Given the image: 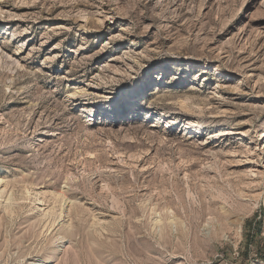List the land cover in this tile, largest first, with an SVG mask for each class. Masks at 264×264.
I'll list each match as a JSON object with an SVG mask.
<instances>
[{"label": "rangeland", "instance_id": "obj_1", "mask_svg": "<svg viewBox=\"0 0 264 264\" xmlns=\"http://www.w3.org/2000/svg\"><path fill=\"white\" fill-rule=\"evenodd\" d=\"M0 178V264H264V0H0Z\"/></svg>", "mask_w": 264, "mask_h": 264}, {"label": "bare ground", "instance_id": "obj_2", "mask_svg": "<svg viewBox=\"0 0 264 264\" xmlns=\"http://www.w3.org/2000/svg\"><path fill=\"white\" fill-rule=\"evenodd\" d=\"M157 90V89H156ZM144 91V88H141L139 91L138 90H134V91H132L131 93H130V97L132 96V98H129V100H128V102H133V98H135V97H139V95L141 94V92H143ZM182 104V103H181ZM182 107V106H181ZM181 109V108H180ZM184 110V109H183ZM188 112H191V110L190 111H188ZM150 132V131H149ZM161 132H159V131H154V130H151V132H150V134L148 135V137H153V135L155 136V138L156 139H158V140H164V139H167L168 137L167 136H158L159 134H160ZM163 133V132H162ZM7 183V182H6ZM8 184V183H7ZM7 184H5L4 182H2V179L0 178V204L2 203V200H4V201H6V204L4 205V209H5V211H6V213H8V214H11L12 212H13V206L12 205H14L13 204V200L15 199H13V193L11 192V193H9V194H7ZM7 189V190H6ZM25 190V192L22 194L23 196L22 197H24V199L25 198H29V197H31V192H30V190L26 187V188H24ZM38 194H41V193H39V192H37ZM57 193V192H56ZM59 193V192H58ZM59 194H61V193H59ZM54 195V194H53ZM56 195V194H55ZM54 195V196H55ZM35 196V195H34ZM53 196V197H54ZM59 196V195H58ZM61 197H62V194L60 195ZM64 197V196H63ZM17 198V197H16ZM30 199V198H29ZM35 199H36V203H37V207L38 208H40L39 210H41V208L45 205V202H43V199L40 197V196H35ZM63 199V198H62ZM3 201V202H4ZM50 201H56V200H50ZM49 203V202H48ZM53 206V205H52ZM49 207V206H48ZM47 207V208H48ZM50 208V207H49ZM54 208V207H53ZM43 210L45 211V208H43ZM43 211V212H44ZM53 211V210H52ZM42 213V212H41ZM41 213H39V215L41 214ZM45 213V212H44ZM50 214H52L51 213V211H49L48 210V216L50 215ZM54 214V213H53ZM52 214V215H53ZM60 214V213H59ZM58 214V215H59ZM62 214V213H61ZM12 215V214H11ZM55 215V214H54ZM57 216V215H56ZM56 216H54L53 218V222L54 221H56L55 220V218H57L58 219V217H56ZM41 217H42V215H41ZM47 217V216H46ZM47 218H49V217H47ZM50 218H52V216L50 217ZM44 219H46L45 217H44ZM162 220V219H161ZM51 221V220H50ZM158 221H160V220H158ZM52 222V221H51ZM50 224V223H49ZM51 226V225H50ZM43 264H49L48 262H44Z\"/></svg>", "mask_w": 264, "mask_h": 264}]
</instances>
